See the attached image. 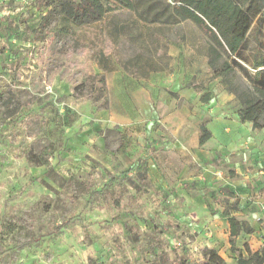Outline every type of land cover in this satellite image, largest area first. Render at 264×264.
Returning <instances> with one entry per match:
<instances>
[{
    "label": "rangeland",
    "instance_id": "1",
    "mask_svg": "<svg viewBox=\"0 0 264 264\" xmlns=\"http://www.w3.org/2000/svg\"><path fill=\"white\" fill-rule=\"evenodd\" d=\"M54 3L0 0V264H174L185 249L196 258L209 230H195L182 198L134 169L142 163L126 154L124 132L90 119L106 99L91 76L109 66L145 87L173 78L220 95L230 92L209 59L226 57L189 19L149 22L117 9L75 26ZM261 18L239 59L247 68L255 38L264 56V5ZM227 79L248 87L239 71ZM217 250L235 263L230 246Z\"/></svg>",
    "mask_w": 264,
    "mask_h": 264
},
{
    "label": "crops",
    "instance_id": "2",
    "mask_svg": "<svg viewBox=\"0 0 264 264\" xmlns=\"http://www.w3.org/2000/svg\"><path fill=\"white\" fill-rule=\"evenodd\" d=\"M140 80L121 69L105 73L108 107L89 111L90 119L105 118L124 132L126 154L142 163L134 169L145 171L169 197L182 198L200 220L193 228L209 230L206 244L225 250L230 246L229 223L220 213L222 194L217 193L227 187L238 200L232 214L255 228L242 242L259 249L264 229V128L255 129L239 118L231 92L214 95L209 89L211 98L203 102L181 79L156 80L147 87ZM201 124L211 133L204 143L199 142ZM203 186L206 189L200 190Z\"/></svg>",
    "mask_w": 264,
    "mask_h": 264
},
{
    "label": "trees",
    "instance_id": "3",
    "mask_svg": "<svg viewBox=\"0 0 264 264\" xmlns=\"http://www.w3.org/2000/svg\"><path fill=\"white\" fill-rule=\"evenodd\" d=\"M55 9L61 18L69 25L82 26L102 20L105 15L117 9L135 11L145 21L155 22L176 19H189L201 27L213 40L216 47L226 57L220 63H215L212 58L209 64L215 77H220L226 84V89L236 96L238 106L236 113L242 121H250L253 128H264V56L261 53V42L255 38V48L251 54V68L244 66L242 59L247 44L248 34L255 21L256 33L261 23V14L264 0H54ZM99 52L93 54L94 60L100 64ZM101 72L94 73L91 77L101 84V90L106 94V99L98 107L107 108V87L105 73L113 70L109 66H100ZM127 70V68H125ZM239 71L247 80L248 87L240 89L229 84L228 75ZM193 87H198L193 84ZM211 98V91L207 90L200 99L207 102ZM211 136L210 131L200 125L199 142L204 143ZM146 174V172L144 171ZM131 186L137 184L130 182ZM214 193V192H213ZM212 193V194H213ZM217 193V192H215ZM214 193V194H215ZM217 197L223 210L220 212L229 223V242L233 252L236 253L234 264H264V234L263 244L257 250H252L243 241L248 234L255 231L250 221L232 214L238 210V200L227 187H220ZM213 194V196H215ZM216 197V196H215ZM74 217L65 220L58 229L66 226ZM241 244L236 247V240ZM181 248L183 245L181 244ZM185 247V246H184ZM197 257L192 258L190 253L181 252L173 259L174 264H228L220 256L215 247L202 245L197 249Z\"/></svg>",
    "mask_w": 264,
    "mask_h": 264
}]
</instances>
